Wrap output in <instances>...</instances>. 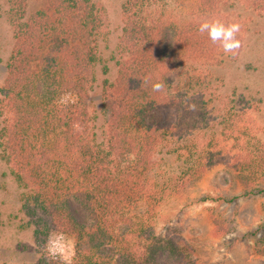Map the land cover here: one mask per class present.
<instances>
[{
	"label": "trees",
	"instance_id": "obj_1",
	"mask_svg": "<svg viewBox=\"0 0 264 264\" xmlns=\"http://www.w3.org/2000/svg\"><path fill=\"white\" fill-rule=\"evenodd\" d=\"M219 1L194 0L193 18L181 24L167 0L122 2L116 77L102 81L100 134L89 93L105 9L95 0H47L23 20V0L13 1L14 46L0 88V159L24 190L36 242L52 233L74 240L70 263L42 255L35 264H185L175 242L148 232L152 211L176 185L214 164L216 141L221 148L245 132L236 128L240 114L228 113L221 140L198 137L211 103L202 99L211 94L209 67L223 53L198 27L214 20ZM182 59L203 70L186 67L185 84L173 78ZM158 82L163 90L153 91ZM166 154L184 161L178 177L157 173ZM255 195L264 197V189Z\"/></svg>",
	"mask_w": 264,
	"mask_h": 264
},
{
	"label": "rangeland",
	"instance_id": "obj_2",
	"mask_svg": "<svg viewBox=\"0 0 264 264\" xmlns=\"http://www.w3.org/2000/svg\"><path fill=\"white\" fill-rule=\"evenodd\" d=\"M13 1L0 0V88L14 46L9 22ZM123 1L95 0L105 9L107 17L97 41L96 82L89 93L97 117V134L105 121L102 81H113L116 77L112 57L121 34ZM23 3L25 20L46 7L47 0H23ZM194 5V0H167L170 14L179 24L193 18ZM216 5L219 12L214 13V20L226 24L242 22L241 47L234 59L224 52L218 53L220 62L209 67L211 94L202 99H211V103L203 111L207 115L198 126V137L220 138L221 117L228 113L240 114L241 123L236 128L245 132L238 140L229 138L221 148L216 141L214 164L200 177L171 189L178 188L152 211L148 232L175 242L186 255L185 264H264V197L255 195L257 190L264 189V0H220ZM180 64L179 73L173 78L182 84L188 78L186 67L203 72L201 64L197 66L187 59ZM103 66L108 68L107 74L102 73ZM206 122L209 124L205 125ZM160 158L157 173L166 178L178 177L185 167L182 158L174 154ZM23 193L0 159V264H35L40 256H50L49 240L56 242L62 234L52 233L45 241L36 242V228L23 208ZM62 237L59 243L64 245V251L56 257L70 263L74 240L69 235Z\"/></svg>",
	"mask_w": 264,
	"mask_h": 264
},
{
	"label": "clouds",
	"instance_id": "obj_3",
	"mask_svg": "<svg viewBox=\"0 0 264 264\" xmlns=\"http://www.w3.org/2000/svg\"><path fill=\"white\" fill-rule=\"evenodd\" d=\"M198 31L201 34H206L213 44H218L225 54H235L241 47V41L237 38V34L241 31L239 22L226 24L220 20H206L200 23ZM163 88L164 84L162 82L152 85L153 91H162ZM192 107L194 108L195 106L193 105ZM61 239H63L62 234H59L56 242L49 240L51 247H48V252L51 258L63 253L64 245L59 243Z\"/></svg>",
	"mask_w": 264,
	"mask_h": 264
}]
</instances>
